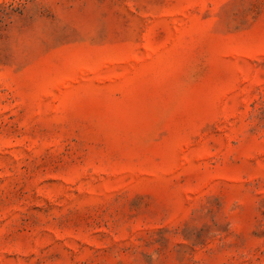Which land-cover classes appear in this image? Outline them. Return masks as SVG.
<instances>
[{"label":"rangeland","instance_id":"obj_1","mask_svg":"<svg viewBox=\"0 0 264 264\" xmlns=\"http://www.w3.org/2000/svg\"><path fill=\"white\" fill-rule=\"evenodd\" d=\"M0 264H264V0H0Z\"/></svg>","mask_w":264,"mask_h":264}]
</instances>
